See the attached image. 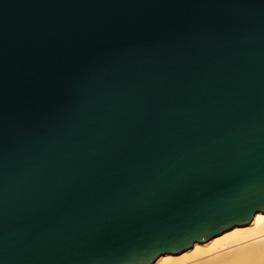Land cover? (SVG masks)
Segmentation results:
<instances>
[{
	"label": "water",
	"instance_id": "obj_1",
	"mask_svg": "<svg viewBox=\"0 0 264 264\" xmlns=\"http://www.w3.org/2000/svg\"><path fill=\"white\" fill-rule=\"evenodd\" d=\"M264 213V0H0V264H153Z\"/></svg>",
	"mask_w": 264,
	"mask_h": 264
},
{
	"label": "bare ground",
	"instance_id": "obj_2",
	"mask_svg": "<svg viewBox=\"0 0 264 264\" xmlns=\"http://www.w3.org/2000/svg\"><path fill=\"white\" fill-rule=\"evenodd\" d=\"M153 264H264V213L247 225L234 226L179 253L164 254Z\"/></svg>",
	"mask_w": 264,
	"mask_h": 264
}]
</instances>
